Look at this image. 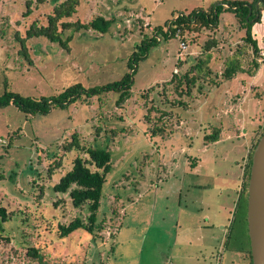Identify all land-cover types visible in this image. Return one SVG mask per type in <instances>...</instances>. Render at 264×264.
Returning a JSON list of instances; mask_svg holds the SVG:
<instances>
[{
  "label": "rangeland",
  "instance_id": "1",
  "mask_svg": "<svg viewBox=\"0 0 264 264\" xmlns=\"http://www.w3.org/2000/svg\"><path fill=\"white\" fill-rule=\"evenodd\" d=\"M27 1L0 0V95L5 81L7 90L34 98L54 96L74 84L91 89L118 81L130 72L128 60L134 52L140 57L136 47L143 38L154 36L153 29L164 28L177 15L206 10L222 0H79L72 20L101 16L111 20L108 32H80L69 44V51L43 38L26 40L30 65L19 55L21 44L15 35L24 40L25 31L35 19L45 25V16L63 0H44L40 4L33 0L31 12L25 16ZM256 5L261 8V2ZM260 15L252 31L257 41L262 39L260 47L264 49V9ZM239 26L233 13L224 12L216 30L186 36L183 52L178 36L165 39L160 33L158 43L134 65L132 95L122 107L116 105L119 92L111 91L34 116L12 105L0 109V205L17 215L6 226L10 241L0 243V264H35L24 256L23 245L40 247L46 258L56 263L249 264L246 253L225 250L223 243L212 248L216 246L214 238L211 248L201 255L198 246L181 245L182 237L175 244L176 224L186 207L193 210L195 218L202 219L208 215L204 202L227 205L225 190L232 180L227 175L238 169L232 159L240 157L246 148L249 152L264 128L263 57L259 55L261 65L255 73L250 66V50L248 55L238 56L243 68L255 75L239 73L221 84L226 60L246 45L242 40L245 30ZM208 38L218 42L211 50L209 81L198 84L200 90H193L191 100L178 98L170 86L163 97L162 84L180 71L177 57L191 64ZM210 78L218 85L211 84ZM151 87L155 90L150 100L155 99L157 104L176 98L186 103L185 107H173L174 117L167 118L165 125L159 126L161 133L155 136L150 130L152 117L150 123L144 120L148 105L142 98ZM217 127L222 129L221 141L208 145L202 155L205 137ZM111 130L119 132L113 137ZM73 132L87 145L111 152L112 171L99 210L106 225L96 241L81 233L58 240L55 233L58 222L66 224L76 215L85 217L83 209L71 206L67 194L51 190V185L71 167L73 153L63 157L59 149ZM234 133H244L245 137L238 139ZM54 152L62 156L63 162L50 177L47 168ZM188 157L201 159V174L191 176ZM246 162L247 156L244 165ZM190 182L205 185L195 188L188 186ZM41 187L44 194L38 199ZM233 215L234 211L226 215L229 223ZM238 231L242 234L244 229L240 226Z\"/></svg>",
  "mask_w": 264,
  "mask_h": 264
},
{
  "label": "trees",
  "instance_id": "2",
  "mask_svg": "<svg viewBox=\"0 0 264 264\" xmlns=\"http://www.w3.org/2000/svg\"><path fill=\"white\" fill-rule=\"evenodd\" d=\"M33 0L26 2L25 16L31 12V6ZM44 0H36L35 4L43 3ZM261 2L258 9H255L256 3ZM79 0H63L60 3H56L51 12L45 16V25H41L39 20L35 19L25 31V39L21 40L18 35H15L17 41L21 44L19 55L23 56L24 59L31 64L29 58L28 49L25 46V41L32 38H43L50 43L56 44L59 48L69 51V44L73 41L74 36L80 32L91 31L98 34H105L111 24L110 19H105L101 16L93 17L88 21H73L72 17L77 11L79 6ZM264 9V0H222L219 1L208 9H195L188 14L177 15L173 20H170L164 28L157 27L153 29L151 38H143L136 49L139 51L140 57L137 56V52L132 54L127 62V69L130 71L126 73L120 80L108 83L100 88L85 89L80 84H74L72 86L64 88L60 93L49 96V97H28L21 94L7 90L6 81L4 82L5 90L0 95V109L12 105L18 108L27 116H34L35 114H46L52 108L65 107L71 103L76 102L78 99L89 100L92 98H98L102 94L113 92H119V98L116 101L118 107L122 105L131 97V87L133 84V74L135 72L134 65L147 54L148 50L158 43L156 37L161 33L163 38L167 39L170 37L178 36L181 41L186 40V36L193 37L191 34H200L205 30H216L218 27L219 17L224 12L233 13L236 20L239 23V27L245 30V36L242 40L246 44L245 47L237 49L235 55L232 58H228L225 62L221 77L222 82L231 81L239 73H248V75L254 76L260 67L259 53L260 48L257 40L252 34V27L254 24L260 21V11ZM255 16H257L255 18ZM253 20V22H251ZM194 38H190L193 41ZM217 40L215 38H208L201 49L200 54L193 59L191 64L183 60L178 59L177 66L180 71L173 73L169 81L162 84L161 95L166 97V88L170 86L178 98L185 97L187 100L192 99V92L200 82L209 81V75L211 70L209 68V62L211 60V50L217 46ZM252 53L251 64L253 72L246 71L243 68L242 60L240 55H248V51ZM211 84L218 85L217 82L210 78ZM198 85V86H197ZM155 90L151 87L142 94V98L145 101L147 112L144 120L146 123L150 116L153 120L152 127L150 128L153 136L159 135L162 129L159 127L164 124L167 118L171 119L174 117L173 107H185L186 103L176 98L173 101L166 99V107L161 104H157L155 99H151V94ZM159 93V92H158ZM152 113V114H151ZM156 115H158L156 117ZM156 118V119H155ZM158 127V128H156ZM113 137L119 132L117 130L110 131ZM99 133V131L97 132ZM264 133V128H261L258 135L251 146L250 151L247 155V162L244 165L243 173V184L242 190L239 195L237 205L234 210L233 218L231 219L229 226L227 227L228 233L223 242V249L246 253L251 264L249 239L247 236L246 228V202H247V183L249 179V171L251 165L252 154L259 138ZM221 134L219 127L213 128L211 134L205 137L204 142L209 143L216 141ZM60 152L63 157L69 153H73V157L70 161L71 167L58 177V181L51 185L53 193L58 195L67 194L71 206L74 209H83L85 211V217L76 215L68 223H57L56 226V237L58 240H64L69 238L75 233H81L87 236L91 241H96L97 238H101V232L104 230L106 225L105 219H100V206L105 194V185L107 182V176L112 171V157L111 152L108 148H99L92 145H87L82 141L77 132H73L71 137L65 139L60 145ZM56 152L53 153L54 158L49 161L47 168L48 175L51 177L56 174V171L62 166V156L58 157ZM3 179V175L0 174V180ZM43 187L39 189L38 199L43 197ZM115 200L119 201L118 195L115 196ZM117 203V202H116ZM59 201L54 203L58 205ZM26 208L22 209L25 213ZM114 212V210H112ZM24 215V214H23ZM116 215V213H115ZM16 212L7 209L0 205V243L9 242L10 239L6 236L7 224L16 218ZM27 218H21L20 220L25 221ZM244 229L241 234L238 231V227ZM245 239V242L243 241ZM233 244V245H231ZM25 248L24 256L32 260L35 264H68V263H56L46 258L40 247L23 245ZM87 249V247H86ZM85 263V262H84ZM92 264H95L92 263ZM100 264H103L102 262Z\"/></svg>",
  "mask_w": 264,
  "mask_h": 264
},
{
  "label": "crops",
  "instance_id": "3",
  "mask_svg": "<svg viewBox=\"0 0 264 264\" xmlns=\"http://www.w3.org/2000/svg\"><path fill=\"white\" fill-rule=\"evenodd\" d=\"M253 28V27H252ZM253 30V29H252ZM252 34L254 38L256 39L255 34L252 31ZM257 40V39H256ZM258 42L259 48H260V53L259 55L263 57L262 64L264 62V49L260 47V44L262 43V39ZM221 129V128H220ZM222 133V129H221ZM236 138H244L245 134L243 135H237V133H234ZM229 139V137H228ZM221 141V134L220 137L218 138V141L213 142L212 144H207L203 142L202 146V155L208 150V145H216ZM235 145V144H232ZM248 149L246 148L245 153L242 155H238L240 157H234L232 159V162H235L238 166V169L232 171L230 174H228V178L231 182L228 184V188L225 193V196L227 197V205L223 204L220 205V203H203L204 207L208 210V215L206 214L204 218L198 219L195 218L193 210L191 211L190 208L186 207L185 212L183 213V217L180 218L176 224L177 231H176V242L175 244L177 245L178 239L182 237V241L180 242L181 245H189L190 247H195L198 246V251L199 254L201 255L203 252L206 253L212 245H209L211 242H213V238L215 240L216 246H212V248L216 249L218 246L220 247V244L224 242L226 233H227V226L229 224V219L226 220V215L231 214L232 211L235 210V207L237 205L239 195L242 190V184H243V173H244V160L247 156V151ZM199 157H188L187 161H191L189 164L190 169H191V176L193 177L194 174H201L199 169V165L201 163ZM234 172L236 174L234 175ZM228 179V180H229ZM205 183L199 182V183H194L190 182L188 186L190 187H204ZM206 187V186H205ZM201 202L200 199H197ZM202 204V205H203ZM196 216H199L200 209L196 210ZM203 211V210H202ZM201 211V212H202ZM211 213V216H210ZM205 214V213H204ZM212 218V219H211ZM226 220V221H225ZM227 222V223H226ZM195 241V245L192 246V241ZM219 253V249H218ZM218 258V257H217ZM222 256L218 259L221 260Z\"/></svg>",
  "mask_w": 264,
  "mask_h": 264
},
{
  "label": "water",
  "instance_id": "4",
  "mask_svg": "<svg viewBox=\"0 0 264 264\" xmlns=\"http://www.w3.org/2000/svg\"><path fill=\"white\" fill-rule=\"evenodd\" d=\"M258 9V5H256ZM246 228L251 264H264V133L252 154L247 183Z\"/></svg>",
  "mask_w": 264,
  "mask_h": 264
},
{
  "label": "built area",
  "instance_id": "5",
  "mask_svg": "<svg viewBox=\"0 0 264 264\" xmlns=\"http://www.w3.org/2000/svg\"><path fill=\"white\" fill-rule=\"evenodd\" d=\"M186 48H187L186 44H185L184 42L181 41V42H180V45H179V50H180V52L185 51ZM177 59L182 60L180 57H177Z\"/></svg>",
  "mask_w": 264,
  "mask_h": 264
}]
</instances>
